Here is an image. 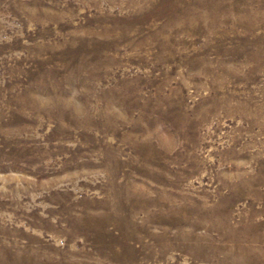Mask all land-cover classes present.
<instances>
[{
	"label": "rangeland",
	"instance_id": "1",
	"mask_svg": "<svg viewBox=\"0 0 264 264\" xmlns=\"http://www.w3.org/2000/svg\"><path fill=\"white\" fill-rule=\"evenodd\" d=\"M0 264H264V0H0Z\"/></svg>",
	"mask_w": 264,
	"mask_h": 264
}]
</instances>
